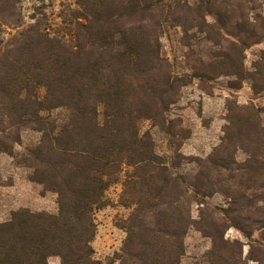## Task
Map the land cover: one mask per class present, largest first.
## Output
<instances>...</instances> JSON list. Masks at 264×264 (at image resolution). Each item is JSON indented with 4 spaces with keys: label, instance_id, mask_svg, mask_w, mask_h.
Returning <instances> with one entry per match:
<instances>
[{
    "label": "trees",
    "instance_id": "trees-1",
    "mask_svg": "<svg viewBox=\"0 0 264 264\" xmlns=\"http://www.w3.org/2000/svg\"><path fill=\"white\" fill-rule=\"evenodd\" d=\"M18 1L0 0V153L56 195L57 212L11 211L0 222V264H48L53 255L60 264H104L92 246L95 213L118 183L119 203L131 209L119 224L118 264H181L192 228L211 238L212 264H264L259 111L229 108L205 157L180 151L188 131L169 117L193 79L230 77L231 88L248 80L264 90V50L244 67L245 50L264 41V0H75L54 23L38 7L26 22ZM166 25L181 28L188 72L163 54ZM144 121L168 138L169 155L157 152ZM25 129L40 136L18 152ZM214 194L225 207L206 204ZM194 204H204L197 217ZM231 227L249 240L245 260L241 244L225 238Z\"/></svg>",
    "mask_w": 264,
    "mask_h": 264
},
{
    "label": "rangeland",
    "instance_id": "rangeland-1",
    "mask_svg": "<svg viewBox=\"0 0 264 264\" xmlns=\"http://www.w3.org/2000/svg\"><path fill=\"white\" fill-rule=\"evenodd\" d=\"M19 7L25 21L37 7L48 15L51 22L59 21V14L68 6H73L75 0H19ZM264 14V5L261 6ZM194 34V32H191ZM181 28L165 26L161 36L162 51L177 73L188 72L185 66V53L187 47L181 44ZM199 49V35L191 41ZM204 44L201 45L203 47ZM200 47V48H201ZM261 50H264V41L254 44L245 50L244 67L251 69L253 61ZM230 77H219L206 83L193 79L180 90L178 101L169 109V117L179 120L182 127L188 131V138L183 139L180 151L184 155L205 157L217 146L224 134V126L230 109L234 106H250L259 111L261 125L264 126V90L254 92L251 83L244 80L237 89L229 87ZM141 130H149L156 145L157 152L169 155L168 138L157 126L150 121L141 123ZM39 133L25 129L21 133V145L16 147L22 152L27 146L35 144ZM238 160H244L247 155L242 152L236 154ZM29 169L19 166L5 153H0V222L8 219L10 212L22 207L31 211L57 212L56 195L52 192L41 193V186L29 180ZM122 186L120 183L111 186L106 196L109 205L95 213L97 224L96 235L92 241L94 257L104 264H118L116 254L120 252L125 231L119 226L125 219L130 208L119 203ZM227 198L221 194H214L205 200L209 206L225 207ZM204 204L192 205V215L197 217ZM256 236V235H255ZM225 238L237 241L242 247V259H247L249 240L236 228L225 231ZM212 246L210 237L201 231L190 229L185 237V254L181 264H212L213 257L209 254ZM248 264H258L257 261L248 260ZM48 264H60L59 256L48 258Z\"/></svg>",
    "mask_w": 264,
    "mask_h": 264
}]
</instances>
